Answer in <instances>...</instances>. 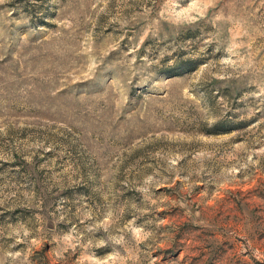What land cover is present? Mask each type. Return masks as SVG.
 I'll use <instances>...</instances> for the list:
<instances>
[{
    "label": "rangeland",
    "instance_id": "374dc122",
    "mask_svg": "<svg viewBox=\"0 0 264 264\" xmlns=\"http://www.w3.org/2000/svg\"><path fill=\"white\" fill-rule=\"evenodd\" d=\"M0 264H264V0H0Z\"/></svg>",
    "mask_w": 264,
    "mask_h": 264
}]
</instances>
